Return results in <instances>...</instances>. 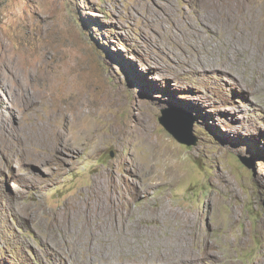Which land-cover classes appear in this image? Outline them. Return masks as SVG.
<instances>
[{
	"label": "rangeland",
	"instance_id": "374dc122",
	"mask_svg": "<svg viewBox=\"0 0 264 264\" xmlns=\"http://www.w3.org/2000/svg\"><path fill=\"white\" fill-rule=\"evenodd\" d=\"M172 1L178 14L193 8ZM137 6L0 0V126L17 141L0 132V264H73L43 241L42 225L99 173L139 205L125 180L134 165L152 168L148 204L162 197L195 217L200 264H264V94L249 71L179 65ZM165 111L192 122L195 144L163 127ZM77 124L94 130L80 135ZM143 125L162 151L140 145ZM53 128L67 133L65 152L43 151ZM36 201L47 213L34 220Z\"/></svg>",
	"mask_w": 264,
	"mask_h": 264
},
{
	"label": "bare ground",
	"instance_id": "6f19581e",
	"mask_svg": "<svg viewBox=\"0 0 264 264\" xmlns=\"http://www.w3.org/2000/svg\"><path fill=\"white\" fill-rule=\"evenodd\" d=\"M138 1L141 6L135 9L143 21L150 27L153 26L149 21L154 22L159 28L152 30L158 36L156 43L165 48L167 41L173 43L174 47L168 50L179 65L221 69L238 78H241V70L249 71L252 75L249 86L264 94L263 0H192L191 11L183 10L181 14L176 13L172 0ZM1 59V65L6 66L9 59L4 56ZM67 113V110L61 111L63 116ZM7 124L0 126V132L15 143ZM77 125L80 135L94 130V127ZM150 127L143 125V132L137 134L140 145L153 153L162 151L149 135ZM43 129L46 127L40 131ZM44 136L47 139L45 153H62L70 147L64 129L53 128ZM27 138L29 136L18 143L26 147ZM151 171L149 165L144 169L134 165L130 176L125 178L129 191L142 196V203L137 206L131 205V198L125 197L120 185L108 179L106 173L95 175L85 190L78 191V195L67 199L62 209L49 214L47 223L42 225L43 241L61 256H70L73 264H127L130 261L200 264L206 252L191 249L192 246L200 248L203 242L196 232L195 217L186 209L178 210L162 197L147 203L149 179L154 178ZM29 210L34 213V220L47 213L37 201ZM143 222L145 227L141 225Z\"/></svg>",
	"mask_w": 264,
	"mask_h": 264
},
{
	"label": "water",
	"instance_id": "95a60500",
	"mask_svg": "<svg viewBox=\"0 0 264 264\" xmlns=\"http://www.w3.org/2000/svg\"><path fill=\"white\" fill-rule=\"evenodd\" d=\"M163 127L180 143L195 144L197 139L191 135L192 122L179 121L171 117L168 112H163L159 118Z\"/></svg>",
	"mask_w": 264,
	"mask_h": 264
}]
</instances>
